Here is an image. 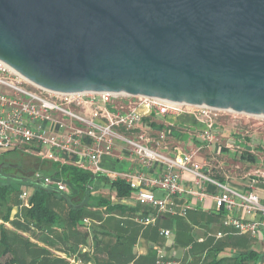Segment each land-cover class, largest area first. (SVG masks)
Here are the masks:
<instances>
[{"label": "water", "instance_id": "water-1", "mask_svg": "<svg viewBox=\"0 0 264 264\" xmlns=\"http://www.w3.org/2000/svg\"><path fill=\"white\" fill-rule=\"evenodd\" d=\"M0 60L54 92L264 117V0H0Z\"/></svg>", "mask_w": 264, "mask_h": 264}, {"label": "built area", "instance_id": "built-area-1", "mask_svg": "<svg viewBox=\"0 0 264 264\" xmlns=\"http://www.w3.org/2000/svg\"><path fill=\"white\" fill-rule=\"evenodd\" d=\"M139 107L145 108L147 116L153 118L167 114H193L203 124L194 133L201 141L200 146L183 150L180 145L169 143L167 129L150 133L142 126L144 114ZM220 112L231 111L119 92H54L31 83L0 60V150L17 151L41 160L72 162L93 174L122 179L128 184L131 198L137 204L173 217L197 211L205 200L211 199L213 206L210 211L222 217L221 226L225 230L259 239L264 244V203L253 186L245 190L236 189L210 175L213 157L202 162L194 159L200 149L219 143L215 126ZM53 113L61 116L58 125L68 128V132L53 135L41 126L44 121L54 120ZM65 120L73 124L67 127ZM84 136L92 140V146L83 145ZM115 140L129 146L144 165L150 167L153 163H161L164 167L157 175L102 168L100 157L110 151ZM223 146L233 152L239 149L230 139ZM68 157L71 161L67 160ZM234 167L239 168L238 165ZM251 172L264 179L262 167L251 169ZM181 173L191 178L184 180ZM33 178L61 193L70 192L69 185L61 177L36 172ZM208 185L214 186L217 191L209 192ZM29 196L30 192L24 189L19 192L18 199L27 202ZM116 198L114 193H110L111 200ZM238 210H243L249 218L238 216ZM135 221L143 226L153 225L155 217L138 215ZM83 222L89 225L91 220L85 217ZM158 233L169 238L172 230L161 227ZM225 234L226 231L219 229L214 238L219 239ZM65 258L67 264L82 263V259L75 256ZM172 263L162 254L158 256L157 264ZM256 264H264V252Z\"/></svg>", "mask_w": 264, "mask_h": 264}, {"label": "trees", "instance_id": "trees-1", "mask_svg": "<svg viewBox=\"0 0 264 264\" xmlns=\"http://www.w3.org/2000/svg\"><path fill=\"white\" fill-rule=\"evenodd\" d=\"M148 117L142 118L144 122H147ZM151 125H154L151 122ZM258 150L262 151V148L258 147ZM4 153L10 154L9 158L18 161L25 160L22 155L27 157H35L32 155H26L17 151L3 150ZM5 154V155H6ZM4 155V156H5ZM209 173L212 177L221 181L229 178L230 172H228V165H221L223 156L216 154L214 156ZM240 159L249 160L251 163L256 162V157L252 154L242 152L239 156ZM226 160V159H225ZM2 163V162H1ZM32 167L29 168V173H25V168L21 167L20 173H18L13 180L16 185L26 184L32 188L28 201L21 213V219L12 221L16 225V230L21 229L34 233V235L43 234L46 240H53L54 234H52L56 227L59 228L58 238H62V235L68 239H72V244L67 247L69 254L74 253L78 243L88 245L91 244L90 251L92 252L95 263L99 264L101 255H106V260L115 259L120 262H129L134 254L131 252V245L137 236H144L156 245H162V239L158 233L156 225H147L143 228L142 225L131 226L127 220L122 218H116L114 216L102 217L97 211L98 208H103L106 213L118 214L120 216L129 215L133 216L146 215L152 210L147 206L136 204L134 207L112 202L110 194L103 195L91 194L89 187L92 185L95 179L99 180L103 186L108 188L109 191L113 192L116 197L121 198L131 193L128 184L122 179H110L103 174H94L90 171L81 169L73 164H60L58 162L41 160L36 158L29 161ZM1 166V165H0ZM1 168V167H0ZM36 172H43L44 175L51 177H61L69 185V193H61L54 190L51 187L45 186L40 182L34 180L33 176ZM2 178L8 177L1 172ZM42 173V174H43ZM19 194V188H14L7 184H0V219L7 222L10 220V214L14 207L13 196ZM57 202V205L54 204ZM94 207L95 211L91 208ZM18 215V214H17ZM163 214L162 217L169 219V224L175 227V239L174 246H185L189 243L192 250V258H186L180 264H256L260 254L255 250L249 248L250 239L246 235H226L224 238L213 239L209 238L204 242H197L188 231V224L192 221L193 223H201V220L206 219L209 221L219 220L216 215H209L202 213L201 211H189L188 217L184 216H171ZM219 216V215H218ZM85 217H96L101 221L100 225L91 228V232L82 231L78 227L81 225V220ZM188 219V220H187ZM125 224V226H124ZM97 227V228H96ZM8 231L0 229V256L1 254L10 253V257L4 263L13 262L18 260L22 253L31 250L30 263H35V257L44 256L51 253L47 248L39 246L37 243L31 241L28 236L15 231L13 232L19 239L20 250L15 251L14 245L9 241L7 236ZM90 234V235H89ZM90 236V237H89ZM23 243V244H22ZM54 244V242H51ZM25 244V246H23ZM226 248L240 250L233 256H219L221 250ZM67 250V251H68ZM150 256L155 261L156 251L154 248H150ZM66 252V250H65ZM87 255V254H83ZM65 263L68 261L63 258ZM103 259V258H102ZM107 261V262H109ZM140 261L137 260V263ZM153 263L152 261H150ZM2 262V264H4ZM1 264V263H0Z\"/></svg>", "mask_w": 264, "mask_h": 264}, {"label": "crops", "instance_id": "crops-1", "mask_svg": "<svg viewBox=\"0 0 264 264\" xmlns=\"http://www.w3.org/2000/svg\"><path fill=\"white\" fill-rule=\"evenodd\" d=\"M139 111L142 112V114H144V117H148L147 113L148 111L143 108V107H139L138 108ZM53 117L54 120L53 121H49V122H42L41 126L50 134L53 135H61L63 133L68 132V128H60L58 125L59 120H61V116L57 113H53ZM147 122L143 123V127L144 129H146L147 131H149L152 134H155L158 130L160 129H167L168 130V141L170 144H178L181 146V148L183 150H189L192 149L194 147L200 146L201 141L199 140V138L194 136L195 131L200 130L203 127V124L197 120V118L190 113H181V114H167L165 116H161L159 118H153V117H148L147 118ZM67 127L70 126L71 124H73L70 120H65ZM151 122L154 123V125H151ZM181 127V129H183V131L179 130V128ZM226 130V131H225ZM222 133V137H228L229 135L233 136V138L236 139V141H234L236 144H240L239 147L240 149H238L237 152H233V151H227V149L223 146L222 143H213L212 145L208 146V147H204L202 149L207 148L208 151L206 152V154L208 153V155H203L201 150H199V152L196 154L195 156V160L198 162H202L205 158H215L214 156L216 154H220L223 157H230V158H234V156H236V160L237 163L235 165H238L240 169L241 168V174H239V172L234 171V169H236L234 167L233 169V173H231L230 170V176L229 178L223 180L222 182H226L229 185H231L232 187L239 189V190H245L248 189L250 185L253 186V190L259 195L260 200L262 203H264V179L261 177H257L255 175L252 174L251 169L257 168V167H262L264 169V153L260 152L258 150V147L262 148V151L264 150V145L260 144H254L252 142V140L250 138H248L246 135L243 134H231L229 132V130L227 131V129H225ZM188 131V132H186ZM192 134V136H191ZM231 139V138H230ZM233 139V140H235ZM241 140L243 142H241ZM262 143V141H261ZM264 143V142H263ZM83 145L84 146H92V140L88 137V136H84L83 138ZM102 147H104V144H102ZM242 152H246L249 154H252L253 156L256 157V162L255 163H251L249 160L246 159H240V153ZM65 156V155H64ZM67 160H70L69 157L67 158ZM50 161V160H49ZM71 161V160H70ZM60 164H73L72 162H65V161H56ZM99 165L104 168V169H108V170H117V171H144L147 174L150 175H157L159 173V170L162 169L164 167L163 164L161 163H153L152 166L148 167L146 165H144L143 163H141L136 155L133 153V151L131 150V148L127 145H125L123 142H121L120 140H115L112 148L110 149V151L108 153H104L102 154V156L100 157V161H99ZM221 165L227 166V160H225V158H223V161L221 162ZM234 165V166H235ZM229 172V171H228ZM46 175V174H45ZM181 177L184 180L190 179V175L186 174V173H181ZM221 181V180H220ZM95 184H98V188L96 191V194L102 193L103 195H107L110 193H113L111 191L108 190V188H106L105 186H103L101 184V182L97 179L94 180V182L92 183L91 186H96ZM101 187H103V190L100 189ZM102 190V192L100 191ZM207 190L209 192H213L215 193L217 190L214 186L212 185H208L207 186ZM131 194V193H130ZM127 195L121 198H116L115 200H112V202H117V203H122L131 207H134L137 203L133 200V198H131V195ZM179 202L181 203L182 200H179ZM213 206V201H211V199H207L205 200V202H203V204H201L200 208L197 210L201 211L202 213L205 214H209V215H216L218 217L219 220H215V221H211L213 224H215V226L217 227V230L222 229L223 231H226V234L221 237L224 238L226 235H239V234H235L232 231H228L225 230L222 226H221V221H222V217L218 216L217 214L211 212V208ZM93 211H95V208L92 207L91 208ZM149 209H151L152 211L150 213H148L147 215H151L155 217V223L152 226H157L159 228L161 227H165L168 228L169 225V219L162 217L163 214L165 213H160L157 212L156 209L149 207ZM13 211V210H12ZM97 211L99 212V214L102 215L103 218L107 217V216H114V217H118V218H122L124 220L129 221L130 223H132L131 226H135V228L137 227L138 222L135 221L136 218V214H134L133 216H129V215H123L120 216L118 214H109L106 213L104 211L103 208H98ZM167 215V214H166ZM237 215L242 217V218H249V216H247L243 210H238ZM167 217H171V216H167ZM184 217H188L187 215ZM91 220V223L89 225H86L83 222V219L81 220V225H79V229L82 231H87V232H91V228L94 226H99L101 221L98 220V218L96 217H88ZM172 218V217H171ZM195 227H197V224L193 223L192 221H190ZM142 225V224H140ZM125 226V224H124ZM143 226V225H142ZM96 227V228H97ZM143 228H145L143 226ZM158 228V229H159ZM20 230V229H18ZM19 232V231H18ZM60 232V231H59ZM58 232V234H59ZM21 233L25 236H28L31 241L37 243L39 246L45 247L47 248L51 253H48L44 256H38L35 257L33 259L39 260L41 262H43V264H66L64 259L67 256H75L79 259H82V263L81 264H94L95 263V259L92 254V252L90 251L91 248V244H84L83 243H78L76 245L75 250L73 251L74 253L69 254V252H71L70 250L67 249L68 246H70L72 244V239H68L66 237H64V235H62V238H58V234L56 235V237H53V240H46L45 236L43 234H39V235H34V233L28 232V231H21ZM90 235V234H89ZM174 235V233H173ZM247 236V235H246ZM90 237V236H89ZM250 239V244H249V248L247 250L253 249L255 250L257 253L261 254L264 252V244L263 241H260L259 239H253L250 236H247ZM32 238L34 240H32ZM165 239V238H163ZM175 239V236H174ZM213 239H215L213 237ZM216 240V239H215ZM51 242H54V244H52ZM174 242V240H173ZM150 248H154V250L156 251L155 254V261L153 262V258H151L150 256ZM54 251H52V250ZM66 250V252H65ZM68 250V251H67ZM240 250H236V249H230V248H226L224 250H221L219 253V256H226V257H230L233 256L235 253H238ZM131 252L132 254H134V257L131 258V260H129V262H120V261H116L115 259H111L106 260L105 258L106 255H101V260H99V264H157V259L158 256H160L161 254L164 256V258L166 260H172L173 263L172 264H180V262L185 260V255L183 253H181L178 249V247H175L174 244H166V242H162V245H156L153 240H150L142 235L137 236L136 239L134 240V242L131 245ZM83 254H87V255H83ZM40 257V258H39ZM103 258V259H102ZM192 256L189 255L188 259H191ZM32 259V257H30V260ZM66 259V258H65ZM137 260H139L140 262L137 263ZM109 261V262H107ZM150 261H152L153 263H151Z\"/></svg>", "mask_w": 264, "mask_h": 264}, {"label": "rangeland", "instance_id": "rangeland-1", "mask_svg": "<svg viewBox=\"0 0 264 264\" xmlns=\"http://www.w3.org/2000/svg\"><path fill=\"white\" fill-rule=\"evenodd\" d=\"M217 121H216V126L215 129L217 130L218 134L217 137L220 141V143H225L228 139H230V141H236L235 138H233V136L229 135L228 137H222V133L225 129H227V131L229 130V132L231 134H243L246 135L248 138H250L252 140V142L254 144H262L264 145V119H262L261 117H257L256 115H249V114H242V113H236V112H220ZM179 130L183 131V129H181V127L179 128ZM226 131V130H225ZM188 132V131H186ZM243 132V133H242ZM192 136V135H191ZM235 139V140H233ZM262 141V143H261ZM241 142H243L241 140ZM235 143V142H234ZM236 144V143H235ZM240 144H236V146L239 147ZM208 151L207 148L202 149L201 152L203 155H208V153L206 154V152ZM227 151H229L227 149ZM4 153L3 150H0V170L2 173H4V176H8L5 178L0 177V184H7L9 186L16 188H19V192L21 190L26 189L27 191H29L31 193L32 188L30 186H27L26 184H21V185H16L15 181L13 180V178H15V176L20 173L21 169L24 167L25 168V173L30 174L29 172V168L32 167V164L29 163L30 160H34L37 157H27L25 155H22L23 158L25 160H15V159H11L9 158L11 155L10 154H6ZM5 155V156H4ZM27 155V154H26ZM208 158V157H207ZM227 160V164H228V170L231 173H233L234 171H238L239 174H241V168L240 169H234V165L237 163V158L236 156H234V158H230L228 156L224 157ZM2 162V163H1ZM22 168H21V167ZM21 168V169H20ZM234 169V171H233ZM43 172H41L42 174ZM44 174V173H43ZM96 186H90L89 190L91 194H96V191L98 188V184H95ZM100 189L103 190V187H101ZM102 190H100L102 192ZM13 211H11L10 214V220L5 222L3 220L0 219V229H4L6 231H8L7 236L9 237V241L12 243V245H14V249L17 252V250H20L19 246L20 243V239L13 233L15 231H19L21 233V229L20 230H16V225L12 222L15 221L16 219H21V213L26 205V201H20L18 199V195L13 196ZM54 204L57 205V202ZM18 214V215H17ZM188 220V219H187ZM188 222H190L188 220ZM168 228L170 230H172V235L169 238H165L162 239V242H166V244H173V240H174V235L173 233H175V227L173 224L169 225ZM188 231L190 232L191 236L197 241L198 239H201L202 242H204L205 240L209 239V238H213L215 236V234L217 233V227L215 226V224H213L211 221L206 220L203 218V220H201V223H197V227H195L191 222L188 224L187 227ZM54 232L52 234H54V238L56 237V235L59 232V228L56 227L54 230ZM32 240H34L32 238ZM23 244V243H22ZM192 243H189L188 245L185 246H178V249L181 253H183L185 255V259L189 258V255H193L192 250L187 249V247L189 245H191ZM21 246V245H20ZM25 246V244L23 245ZM17 249V250H16ZM52 250V249H51ZM54 251V250H52ZM55 252V251H54ZM31 250L27 251V252H23L21 257L16 260L15 263L13 262H7L4 263L5 261H7V259L10 257V253L8 254H1L0 256V263L2 264V262L4 264H43V262L39 260H37V258L35 259V263H30V257L31 255ZM40 258V257H39Z\"/></svg>", "mask_w": 264, "mask_h": 264}, {"label": "bare ground", "instance_id": "bare-ground-1", "mask_svg": "<svg viewBox=\"0 0 264 264\" xmlns=\"http://www.w3.org/2000/svg\"><path fill=\"white\" fill-rule=\"evenodd\" d=\"M94 175V174H93Z\"/></svg>", "mask_w": 264, "mask_h": 264}]
</instances>
